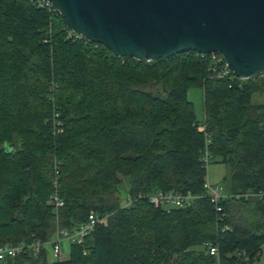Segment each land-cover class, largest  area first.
I'll return each instance as SVG.
<instances>
[{
    "label": "trees",
    "instance_id": "16d2710c",
    "mask_svg": "<svg viewBox=\"0 0 264 264\" xmlns=\"http://www.w3.org/2000/svg\"><path fill=\"white\" fill-rule=\"evenodd\" d=\"M67 29L60 14L29 0H0V244L51 238L54 161L65 203L59 226L74 228L90 213L107 218L81 246L68 245L67 259L48 260L46 246L0 264L258 259L264 198L223 201L219 223L207 198L166 212L148 196L204 195L205 150L209 165L227 169V193L264 192V104L252 102L264 79L216 77L211 55L194 50L150 61L114 56L68 39ZM193 87L202 90L201 120L187 97ZM223 224L229 229L220 232ZM206 243L217 246L218 259Z\"/></svg>",
    "mask_w": 264,
    "mask_h": 264
},
{
    "label": "water",
    "instance_id": "95a60500",
    "mask_svg": "<svg viewBox=\"0 0 264 264\" xmlns=\"http://www.w3.org/2000/svg\"><path fill=\"white\" fill-rule=\"evenodd\" d=\"M67 26L114 56L219 52L240 79L264 71V0H47Z\"/></svg>",
    "mask_w": 264,
    "mask_h": 264
},
{
    "label": "built area",
    "instance_id": "2783aa9c",
    "mask_svg": "<svg viewBox=\"0 0 264 264\" xmlns=\"http://www.w3.org/2000/svg\"><path fill=\"white\" fill-rule=\"evenodd\" d=\"M30 3L35 4L37 7H42L47 9L49 12L58 13L56 7L47 0H29ZM68 39H78L84 38L81 34H78L71 30L69 27L67 29ZM46 41V40H44ZM89 41V40H88ZM91 42V41H90ZM94 49H96L99 44L92 42L91 45ZM203 55L202 53H200ZM212 59L211 70L213 75L216 77H222L229 70L227 69L226 63L224 61L223 56L219 52L209 53ZM259 79H264V71L256 75ZM204 124H200L198 126V130L204 131ZM59 131V130H58ZM206 142L208 141V135L205 133ZM203 161L205 168L209 165L210 158L208 156L207 150L203 153ZM56 161H54V177L52 179V188L53 193L51 194L48 205L52 208V212L54 213L56 227L55 231L51 235V238L48 241L42 242L39 239L32 240H22L17 244H0V262L5 261L7 259H14L23 253H39L43 248L48 246L50 248L51 254L54 258L58 260H64L61 258L63 253V245H82L84 240L92 234L94 229L98 224L107 218L105 216H99L95 213H90L87 216V219L75 226L71 229L62 228L59 226V211L64 208L65 203L59 196V170H58ZM203 188L205 190L204 195H194L190 192H178V191H169V192H156L153 195L148 196V202L154 208H161L166 212H169L171 209L184 208L188 207L194 202L201 200L203 198H207L209 202L213 205L214 211L217 215L218 222H222L225 218L224 209L222 207V202L225 200H238L240 197L248 200V199H261L264 198V192H251L243 194L242 196L229 194L225 191V187L222 184H213L210 183L207 179H205ZM140 198V197H139ZM133 201L130 198H127L125 202V206L132 205ZM229 229L228 225L223 224L220 228V232H225ZM206 254L210 257H214L218 259V248L212 243H206L205 245ZM83 254H86V251L83 250ZM238 256H242L243 262H247L248 258L244 257V255L237 254Z\"/></svg>",
    "mask_w": 264,
    "mask_h": 264
},
{
    "label": "rangeland",
    "instance_id": "374dc122",
    "mask_svg": "<svg viewBox=\"0 0 264 264\" xmlns=\"http://www.w3.org/2000/svg\"><path fill=\"white\" fill-rule=\"evenodd\" d=\"M187 97L192 102L193 111L196 119L201 120L203 118V96L202 90L198 87H193L188 89ZM252 102L262 103L264 104V92L263 93H255L252 95ZM228 175L227 169L220 164H210L206 169V179L213 184H222V179ZM123 200V199H122ZM48 250V260L54 261L56 258L53 257L49 247ZM69 256V249L67 245H63V253L61 258L67 259ZM251 264H264V247L262 248L261 257L254 261Z\"/></svg>",
    "mask_w": 264,
    "mask_h": 264
},
{
    "label": "crops",
    "instance_id": "0c3cea01",
    "mask_svg": "<svg viewBox=\"0 0 264 264\" xmlns=\"http://www.w3.org/2000/svg\"><path fill=\"white\" fill-rule=\"evenodd\" d=\"M222 180H223V179H222ZM263 232H264V231H263ZM263 247H264V245L262 246V248H263ZM261 250H262V249H261ZM261 254H262V251H261V253H260L258 259L261 257ZM258 259H256V260H258ZM256 260H254V261H256ZM254 261H253V262H254ZM253 262H252V263H253ZM250 264H251V263H250Z\"/></svg>",
    "mask_w": 264,
    "mask_h": 264
}]
</instances>
